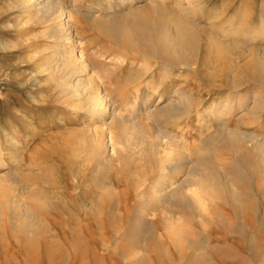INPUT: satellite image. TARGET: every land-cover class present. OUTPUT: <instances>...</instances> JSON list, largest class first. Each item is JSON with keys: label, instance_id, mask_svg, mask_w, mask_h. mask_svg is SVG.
I'll return each instance as SVG.
<instances>
[{"label": "rangeland", "instance_id": "obj_1", "mask_svg": "<svg viewBox=\"0 0 264 264\" xmlns=\"http://www.w3.org/2000/svg\"><path fill=\"white\" fill-rule=\"evenodd\" d=\"M27 1L0 0V264H136L141 256L145 264H197L194 254L213 264H264V66L257 72L255 64L264 57V0H224L235 10L227 23L239 25L223 52L230 70L153 79L119 73L132 60L99 26L120 0H60L54 13ZM207 1L202 8L212 10L223 0ZM68 19L70 40L61 30ZM139 54L137 66L157 60ZM78 80L102 97L97 114L86 95L76 96ZM186 95L201 100L204 120L185 112ZM239 101L233 115L211 117L219 104ZM222 120L225 131L211 138ZM123 129L129 147L110 138ZM160 133L185 138L187 149L177 142L172 153L189 157L192 173L183 188L185 173L174 175L165 184L170 195L157 199L148 184L158 178L156 149L165 157ZM120 152L136 158V173L118 168ZM153 168L137 190L129 184ZM164 211L182 232H167Z\"/></svg>", "mask_w": 264, "mask_h": 264}, {"label": "bare ground", "instance_id": "obj_2", "mask_svg": "<svg viewBox=\"0 0 264 264\" xmlns=\"http://www.w3.org/2000/svg\"><path fill=\"white\" fill-rule=\"evenodd\" d=\"M106 1L110 5H112V3H113V1H111V0H106ZM27 2H28V5L45 8V11H50L51 13H54L57 10L61 11V9H62V3L60 2V0H28ZM84 2H85V4H90L91 0H84ZM115 2H116V0H115ZM207 2H209V1H207V0H120L119 6L121 8L118 11L112 13L110 20L109 21L102 20L99 22V26L101 27L102 31L104 33H106L105 35L110 37L116 43H119V45H121V47L123 46L128 51L129 58H131V60H132L131 63L129 64V66L124 65V64L120 66L118 64L119 66H117V68L118 67L120 68V69L118 68L119 69L118 71H120L119 73H121V72H126L127 74L128 73H136L137 75H139V77H143L146 74L149 75L150 73H152L151 77L153 79L154 75L156 73H160L164 76H167V75H171L173 73H176L175 71H178L179 73L188 72L189 73V74L187 73L188 75L193 74L194 72H196L197 74L198 73H205L208 75L213 70H216V71L230 70L227 67V65L225 64L223 52L226 49V47H228L227 46V44H228L227 39L230 36V32L237 30L239 27V25L236 26V24L232 23V21H230V20H229L230 23L228 24L227 19H226V17L228 15H232L233 13H235L234 12L235 10H232V13L230 14V11L232 8L228 7L229 3L227 4V2L224 0L220 2L221 8H217V9L214 8L212 10H205L202 7ZM216 5L217 4H215V6ZM242 6H243V3L240 5V7H242ZM234 7H236V6H234ZM42 11H44V10L42 9ZM86 12L88 14H93L92 10H86ZM79 21H80V19H79ZM70 22L71 21L69 19L66 20L63 23L64 24L63 28H61V30H65V26H66V28H68V30H69L68 35L69 36L65 38L68 40H70V38H71L70 35H72V32H73V31H71L72 30V25H71L72 22L71 23ZM57 27H59V26H57ZM85 28H86L85 24L83 23L81 25V23H80V25L78 26L79 35L85 30ZM109 42H111V41L109 40ZM125 51H123V52H125ZM139 53L144 54L146 56H149V58L152 57V59L154 58L157 60H156V62H154V59H153L154 64H152V65L150 63L144 64V62H143V64L140 66L138 65L139 66L138 67L136 57ZM82 55H83V52H82ZM82 55H81V57H82ZM94 55H91V57L92 56L94 57ZM117 56H118V54H117ZM140 56H143V55L139 54V57ZM89 58H90V56H89ZM99 59H101V58H99ZM120 59H122V58H120ZM122 61H124V60H122ZM104 62H106V61H104ZM92 64L93 63L91 62V69L93 67ZM101 64H103V63H101ZM255 64H256V68H259L257 70V72H260L264 66V57L260 58L259 61L257 59ZM81 67H82V65H80V68ZM83 68L85 70V66L82 67V69ZM94 68L96 69L95 66H94ZM104 69H102V70H104ZM96 70H95V72L98 73V70L97 71ZM111 70H112V68H111ZM110 72H113V71H110ZM263 73H264V71H263ZM139 77L136 78V80H138ZM79 81L80 80H78L77 86L75 88H73V89L78 90V94H76V96L77 95L79 96L81 94L86 95V97L88 98V101H89L88 110L93 113L92 115L97 114L98 107H99L98 103H99V100L102 99V97L99 98L100 97V96L98 97L99 94H97V95L93 94L94 92L92 91V85H91L90 81H88L87 83H82L81 81L80 82ZM233 81L236 82V80H233ZM92 84H93V82H92ZM183 99H185L187 102V107H186L185 112L187 113V112H192V110H195V111H197L198 117L201 118L202 120H204V118H205L203 116L204 113L202 112V110H200L201 105H202L201 100H195L193 96L189 97L187 95ZM240 99L241 98H239V100ZM236 104H237L236 106H235V102L233 104L232 103L229 104L228 102H226V104L225 103L219 104V106L215 110L214 109L210 110V111H212L211 117L224 119V117H226V116L228 117L229 114L233 115L234 111L237 110V108H240L243 106L241 101L236 102ZM106 105H107V102H105L103 104L104 107H106ZM206 109L207 108H205V110ZM123 122H124V120H123ZM220 122L221 123L219 125L222 124L223 125L222 128L218 127L219 129H217V128H216V130L214 129L215 132H212L211 133L212 135L210 134V131H209L211 138H216L218 133H222V131L223 132L225 131L224 130V128L226 127L225 123H223V120ZM205 124H206V122L203 121L202 125L201 124L200 125L203 126ZM206 126L208 129V125H206ZM124 131H125V129H123L122 133L119 134V136H117L115 138H114L113 134L111 133L112 137H110V138L113 141H121V142L126 144V147H129V146H131V143L128 140L127 134L123 133ZM229 132H231V131H229ZM234 134L235 133H233V135ZM229 135H230V133H229ZM174 136H172L171 134H168V133H163V134L160 133V135H158V139L160 141V144L162 146H164V148H162V150L164 152L163 156H165V157H163V158L159 157L158 155L161 152L160 151L158 152V150L156 149L155 152L157 155V159L159 160V163H160V167H159L158 172H157L158 178L157 179L154 178L156 180L154 183L148 184L151 189L153 188L154 191H156V193H158L159 196L157 199H159V197L163 198L164 195L169 194L165 188V186H166L165 184H166V181L174 178V175H178L179 173H185V179L183 178V180H181V182H180V183H182V188L186 187L188 185L187 183H189V181H190L189 175L192 172L189 169V167H190L189 157L185 156L182 159H178L179 161H177V158L173 157L172 152H176L175 148H174L177 146L176 143L179 142V144H181L180 142L182 141V138H181V141L178 140L176 142L177 134L175 137ZM236 136H238V135H236ZM99 137H98V139H99ZM184 140H185V138H184ZM184 140L182 141V143L184 142ZM184 143L185 144H182V145L183 146L186 145L185 147L187 149L188 143H186V142H184ZM95 144H97V149L102 148V147L100 148V145L98 144V142ZM170 147H172V149H170L171 151L168 150V148H170ZM185 147H184V149H185ZM97 151L99 152V150H97ZM98 152H96V154ZM124 154L121 152L119 154L120 158H119L118 162H119L120 166L118 168H120V170L121 169H127V170H131V171H133V169H134V172L136 173L138 171L137 167L139 166V164L136 162V158L134 157L133 160H132V158L130 160V159H128V155L126 154L127 155V157H126V155H124ZM241 157H239V158H241ZM173 160L177 163H175V162L172 163ZM239 160H240L241 168H244V167L246 168V165L248 166V161L244 156H243V158H241ZM234 164H236V163H234ZM191 166L194 167V165H191ZM237 166H238V164H237ZM241 168L238 167L237 170H240ZM153 169L147 171L148 173L147 174L145 173V175H142V172L137 173L136 178L133 179L132 181L130 180L131 183L129 182V184H131L134 187V189L137 190V188H139L142 184H144L146 182V178H149V176H150L149 173H151V175L154 176V174L156 173L155 172L156 168L154 170ZM191 169H193V168H191ZM224 169H225V167H224ZM142 171L146 172V169H142ZM169 172L173 175H170ZM248 173H249V171H248ZM153 176H151V177H153ZM235 177H236V180L238 181L240 178L244 179L245 176L238 173V174H236ZM216 180H217V182L220 181V180L218 181L217 178H212L213 183L211 182V184L218 186L219 183L215 184ZM242 180L240 182H244ZM229 181L232 182L233 180L231 181V179H229ZM220 184H221V182H220ZM234 192L235 191H230L231 195H233L232 197L236 198V200H237V197L235 196ZM222 193H226L225 190ZM129 197L130 196H128V198ZM152 199L153 198H151L146 205L150 206L153 202ZM239 201L242 202L241 199ZM105 202L106 201L103 202L104 207H105ZM241 202L236 204L239 209L244 208V206L242 207L243 203H242V205L240 204ZM158 206H160V205H158ZM176 206L180 207L181 204L176 203ZM154 207H157V206L154 205ZM181 208H183V207L181 206ZM111 210H113V209H111ZM165 214H166V212H165ZM166 215H168V214H166ZM166 217H167V220H169V222H167V224H166L167 232H170V233L175 232V231L179 232L182 229H184L182 224H175L174 225V222L171 221L172 215H170V216L168 215ZM22 228H24V227H22ZM179 250L181 252L183 250V248L182 249L180 248ZM129 251H131V250H129ZM138 257H139V254L137 255V258ZM192 257L193 258H191V259L193 261H196L197 264H213V261H212V258L210 255H207V254L203 255L202 254V255L198 256V255L194 254V255H192ZM135 263L136 264H145L146 258L141 256L136 260Z\"/></svg>", "mask_w": 264, "mask_h": 264}]
</instances>
